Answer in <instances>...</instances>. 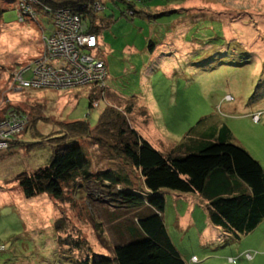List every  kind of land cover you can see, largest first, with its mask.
I'll use <instances>...</instances> for the list:
<instances>
[{"label":"rangeland","instance_id":"rangeland-1","mask_svg":"<svg viewBox=\"0 0 264 264\" xmlns=\"http://www.w3.org/2000/svg\"><path fill=\"white\" fill-rule=\"evenodd\" d=\"M133 3L136 15L124 0L94 4L99 17L111 21L102 28L96 49L109 71L105 99L91 107L90 86L55 90H19L14 86L13 73L39 55L42 38L54 25L52 17L42 14L37 20L31 17L20 22L16 0H0V10H4L0 118L16 108L30 120L29 128L15 137L14 146L0 151V264H79L89 256H112L120 234L124 235L120 231L138 225L137 215L145 212V208L133 209L122 203L117 193L120 186H110L96 177L80 180L67 191L64 201L44 192L26 195L17 178L22 173L34 176L50 162L57 149L50 138L60 134L56 119H87L96 128L107 101L121 109L133 102L135 112H125L126 116L158 150L169 151L190 131L201 129L209 134L212 124H226L233 142L246 148L264 167V0ZM257 113L260 118L255 120ZM82 144L93 172L123 169L132 188L145 190L140 170L117 157L111 148L88 139ZM161 194L167 200L164 220L174 244L185 255L195 254L197 264H230L228 256L236 255L238 243L222 245L227 237L223 233L208 248L200 246L199 229L193 226L184 232L177 227V214H184L188 204L184 193L163 189ZM197 208L195 218L204 233V208ZM59 219L65 225L63 230L57 228ZM79 241L82 249L76 248ZM262 248L247 249L262 258L260 261L255 256L232 264H264Z\"/></svg>","mask_w":264,"mask_h":264},{"label":"trees","instance_id":"trees-1","mask_svg":"<svg viewBox=\"0 0 264 264\" xmlns=\"http://www.w3.org/2000/svg\"><path fill=\"white\" fill-rule=\"evenodd\" d=\"M41 1L54 10L70 7L78 11L87 21L88 30L99 37L102 28L111 21L110 18L102 20L99 17L100 10L94 8L99 0ZM124 1L129 4L132 15H136L138 11L133 0ZM3 12L0 10V32ZM105 64L107 66L106 61ZM103 90H90L91 107L95 100L101 99ZM133 104L130 102L125 109L118 104L107 106L96 128L87 119H56L60 134L50 138L57 147L50 162L37 169L34 176L22 173L17 178L27 196L44 192L57 201H64L67 191L75 188L80 180L96 177L110 186H120L117 193L127 207L145 208V212L136 217L138 225H130L120 231L124 235L120 234L123 238L115 245L112 256H89L79 264H187L165 224L167 200L161 194L163 189L198 193L207 199L211 222L233 240L254 231L264 221V167L246 148L233 142V133L226 124H212L209 134L201 129L195 133L190 131L180 143L163 152L132 126L126 113H132ZM36 124L33 122L32 126ZM39 135L42 136L41 133ZM85 139L111 148L117 157L140 170L145 190L132 188V180L123 169L93 172L88 151L81 145ZM15 141L14 137L10 148ZM56 224L59 230L65 227L61 219ZM126 232L132 239H126ZM83 247L80 241L77 242V249ZM244 253L231 256L235 258L231 263L241 259L252 260L256 256L252 252L253 258L248 259Z\"/></svg>","mask_w":264,"mask_h":264},{"label":"built area","instance_id":"built-area-1","mask_svg":"<svg viewBox=\"0 0 264 264\" xmlns=\"http://www.w3.org/2000/svg\"><path fill=\"white\" fill-rule=\"evenodd\" d=\"M16 4L20 22L31 17L37 20L42 14L52 17L54 25L51 33L43 36L44 45L39 55L13 73L12 82L16 88L55 90L82 85L96 90L106 89L107 66L100 53H96L99 36L88 30L82 14L70 7L54 10L41 0H16ZM104 90L101 99H105ZM101 99L95 100L94 106ZM253 118L258 120L260 114H254ZM29 121V116L16 108H10L0 118V151L9 148L10 141L27 128ZM244 254L248 259L254 256L251 251ZM198 260L197 256L192 257V262ZM229 261L234 262L235 258L229 257Z\"/></svg>","mask_w":264,"mask_h":264},{"label":"crops","instance_id":"crops-1","mask_svg":"<svg viewBox=\"0 0 264 264\" xmlns=\"http://www.w3.org/2000/svg\"><path fill=\"white\" fill-rule=\"evenodd\" d=\"M42 49H43V47H42ZM108 94L110 95V93H108ZM109 100H111V99L109 98ZM108 102L109 101H107V106L113 104V103H108ZM134 112H135V107L132 110V113H134ZM59 120H61V119H59ZM63 121H66V120H63ZM133 127L138 131V129L135 126H133ZM146 140L149 141L153 145V143L150 140H148V139H146ZM180 193H182V192H180ZM182 195H184V197L186 198L188 204L186 206V209L184 210L185 211L184 214H181L180 212H178V214H177V217H178L177 227H178V229L181 230V231L186 232L191 227L193 228V226H195L200 231V237H199V245L200 246H202L204 248H208L210 245L215 244L217 237L218 238H220V236L223 237V232H220L219 229H221V228L216 226V225H214L211 222L210 218H209L208 200L204 199L198 193H184ZM198 206H202L204 208V210H202V212H201V216L205 217L204 225H205V232H207V235H205V232L203 233L202 230H200L201 227L197 224V221H196V218H195L196 217V213L198 211V208H197ZM164 213H165V211H164ZM165 224H166V227H167L166 220H165ZM126 228L128 229V227H126ZM167 229H168V232H169L171 238L173 239L168 227H167ZM125 237H126V239H132L129 236V232H128L127 236L125 235ZM122 238L123 237L119 238L118 240H122ZM126 239H123V240H126ZM231 243H233V244L234 243H238L237 244L238 247L235 249L237 253H236V255H229L228 257L237 256L240 253L246 251L248 248H254L255 250H263L262 247H264V221H262L254 231H252V232H250V233H248L246 235H243L240 239L233 240V239H231L229 237H226L224 239V241L222 242V245H231ZM245 244H246V246L244 248H241V246H243ZM175 245H176V243H175ZM177 248L181 252V255L183 256V258L187 262V264H197V262H192V257L196 256L195 254L188 256V255H185L184 251H182L178 246H177ZM261 256H262V254H261ZM257 257H258V261H260L262 259V258H259L258 255L256 256V258ZM240 261H244V260L241 259ZM230 264H232V263H230Z\"/></svg>","mask_w":264,"mask_h":264}]
</instances>
